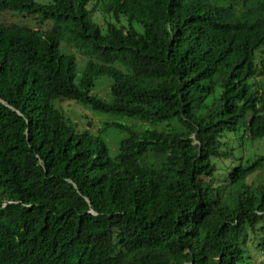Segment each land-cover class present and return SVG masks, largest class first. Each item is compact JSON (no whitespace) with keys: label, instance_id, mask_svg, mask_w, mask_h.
<instances>
[{"label":"trees","instance_id":"obj_1","mask_svg":"<svg viewBox=\"0 0 264 264\" xmlns=\"http://www.w3.org/2000/svg\"><path fill=\"white\" fill-rule=\"evenodd\" d=\"M7 1L31 13L32 0ZM107 10L145 29L137 44L158 59L147 92L90 94L103 66L77 81L30 27H2L0 264H264V183H248L264 154L243 163L229 140L264 139V0ZM61 99L145 125L118 124L113 154Z\"/></svg>","mask_w":264,"mask_h":264},{"label":"clouds","instance_id":"obj_2","mask_svg":"<svg viewBox=\"0 0 264 264\" xmlns=\"http://www.w3.org/2000/svg\"><path fill=\"white\" fill-rule=\"evenodd\" d=\"M108 1L87 0L84 9L77 11L75 0H32L31 13H27L20 10L19 5L15 7L7 0H0V32L4 25H10L20 33L26 26L30 27L35 31L32 34L37 38L36 42L72 69L73 79L76 77L77 81L89 63L103 66L107 73L95 79L90 94L100 95L93 92L99 79L97 86L107 87L106 96L100 95L103 98H110L113 87L119 91L136 87L147 92L158 83L154 75L158 59L137 44V37L145 32L141 23L138 21L132 26L123 11L118 18L114 17L110 11H105ZM99 12L104 23L98 18ZM141 124L130 126L136 128Z\"/></svg>","mask_w":264,"mask_h":264},{"label":"rangeland","instance_id":"obj_3","mask_svg":"<svg viewBox=\"0 0 264 264\" xmlns=\"http://www.w3.org/2000/svg\"><path fill=\"white\" fill-rule=\"evenodd\" d=\"M101 23H104L101 12L98 16ZM99 79L97 81H100ZM95 86L93 92H98L101 96L105 97L107 87ZM56 105L61 107L65 113L72 118L79 128L88 127L95 133L102 132L105 140L111 148V152L116 154L120 140L126 136V133L122 131L118 124H136L140 125L141 122L136 119H132L128 116L112 115L108 113H100L91 110L89 107L78 103L73 99H61L56 101ZM89 122L91 125L89 126ZM229 140L235 148V153L238 158H242L241 161L244 163L247 160L255 159L259 154H264V139L258 142H251L249 139H245L244 143L240 142L237 137L232 133H229ZM231 159L227 160V164H230ZM224 175V174H223ZM248 183L258 185L264 183V165L251 175L248 179Z\"/></svg>","mask_w":264,"mask_h":264},{"label":"water","instance_id":"obj_4","mask_svg":"<svg viewBox=\"0 0 264 264\" xmlns=\"http://www.w3.org/2000/svg\"><path fill=\"white\" fill-rule=\"evenodd\" d=\"M89 125H91L90 122H89Z\"/></svg>","mask_w":264,"mask_h":264}]
</instances>
